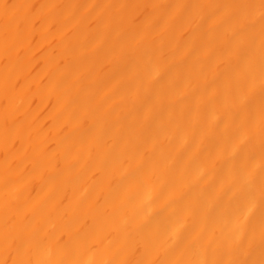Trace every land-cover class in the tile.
<instances>
[{"label": "bare ground", "instance_id": "1", "mask_svg": "<svg viewBox=\"0 0 264 264\" xmlns=\"http://www.w3.org/2000/svg\"><path fill=\"white\" fill-rule=\"evenodd\" d=\"M0 264H264V0H0Z\"/></svg>", "mask_w": 264, "mask_h": 264}]
</instances>
